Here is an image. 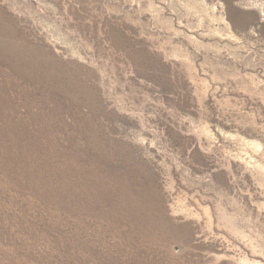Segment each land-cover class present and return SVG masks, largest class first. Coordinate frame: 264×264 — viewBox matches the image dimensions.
Returning a JSON list of instances; mask_svg holds the SVG:
<instances>
[{
	"label": "rangeland",
	"instance_id": "rangeland-1",
	"mask_svg": "<svg viewBox=\"0 0 264 264\" xmlns=\"http://www.w3.org/2000/svg\"><path fill=\"white\" fill-rule=\"evenodd\" d=\"M0 264H264V0H0Z\"/></svg>",
	"mask_w": 264,
	"mask_h": 264
},
{
	"label": "bare ground",
	"instance_id": "bare-ground-1",
	"mask_svg": "<svg viewBox=\"0 0 264 264\" xmlns=\"http://www.w3.org/2000/svg\"><path fill=\"white\" fill-rule=\"evenodd\" d=\"M263 15V14H262ZM112 36H113V38L115 39V40H117V41H119V35H118V33L117 32H115V33H112ZM158 53H160V51H157V54ZM162 53V52H161ZM148 64V63H147ZM158 65V64H157ZM131 191V190H130ZM129 191V192H130ZM180 229V228H179ZM186 233H188V232H186Z\"/></svg>",
	"mask_w": 264,
	"mask_h": 264
}]
</instances>
